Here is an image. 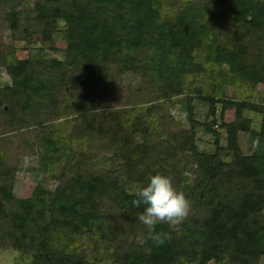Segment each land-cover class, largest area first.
Masks as SVG:
<instances>
[{"label":"trees","instance_id":"16d2710c","mask_svg":"<svg viewBox=\"0 0 264 264\" xmlns=\"http://www.w3.org/2000/svg\"><path fill=\"white\" fill-rule=\"evenodd\" d=\"M212 1L225 5L234 26L221 33L210 30L209 25L215 27L216 21L206 18L202 6L182 7L166 20L158 0H51L36 4L39 13L27 19L30 30L24 31L31 34L38 27L34 22L43 19L41 34L51 41L53 33L63 28L68 43L66 60H54L52 65L63 70L59 83L69 68L76 72L68 76L71 88L84 84L80 107L104 88L101 84L108 74L147 73L153 81L157 78L168 101L184 93L187 74H203L207 67L212 83L219 79L237 86L245 81L255 88L264 76V0ZM8 18L12 29L20 27L17 11ZM202 18L207 21L200 22ZM196 43L200 44L198 50L189 52ZM1 61L14 81H22L0 88L1 112L12 111L21 98L27 110L35 98L40 101L39 110L45 108L41 103L45 97L48 103L54 102L56 82L50 86L39 82L31 60L5 57ZM212 88L215 95L196 92L210 103L214 115L219 103L224 109L235 107L236 119L224 126L227 147L216 140L214 151L201 152L195 143L197 123L191 105L182 102L193 125L189 137H179V149L182 160L186 155L187 160L192 159L193 179L184 171L189 161L177 165L174 147L165 153L147 129L139 147L143 146L142 156L126 159L121 173L114 169L107 175L76 173L54 192L39 186L31 199L17 200L0 192V242L9 243L22 258H28V264H264V102L223 100L222 87L213 83ZM3 100L8 102L3 104ZM155 108L134 107L131 112L151 115ZM246 112L263 115L260 131L252 129ZM206 129L212 132L210 127ZM240 133L249 136V154L241 148ZM44 142L47 168L68 160L70 154L63 156L54 140ZM113 145L115 153L138 150L128 137L118 138ZM147 155L152 165L144 163ZM158 171L171 176L174 186L190 200L187 222L174 226L161 222L150 229L139 221L143 206L134 203L136 192ZM11 178L0 172V181ZM93 180L101 183V189L94 188ZM130 184L136 186L133 192L127 188ZM111 202L115 211L104 207ZM119 234L127 238L121 239L124 248L113 249ZM137 234L143 235L142 241L134 239ZM157 235L163 243L156 242ZM88 248L92 257L86 255Z\"/></svg>","mask_w":264,"mask_h":264},{"label":"rangeland","instance_id":"374dc122","mask_svg":"<svg viewBox=\"0 0 264 264\" xmlns=\"http://www.w3.org/2000/svg\"><path fill=\"white\" fill-rule=\"evenodd\" d=\"M49 1L51 0H0V88L22 84L21 80L14 81L8 75L1 61L5 57L13 61L31 60L32 72H35V78L39 82H44L47 86L55 82L57 84L56 89L52 90L54 102L48 103L47 97L42 99L44 109H38L40 101L35 98L27 110L23 107L25 102L21 98L18 105L9 113L0 111V172L2 177H12V180L0 181L2 193L11 194L17 200L31 199L35 197L39 186L54 192L76 173L84 176L107 175L112 169L121 173L126 159L142 156L140 149L143 146L139 147L144 143V135H147L144 130L147 129L155 144L162 145L166 149L165 153L172 151L174 147L173 155L177 156L175 162L177 165L181 161L185 162L188 155L186 159H181L179 137H189L193 124L189 120L188 113L182 109V102L191 105L197 123L195 143L199 150L214 151L216 140L220 141L222 147H227L228 134L224 126L235 121L236 108L224 109V105L219 103L215 107L214 115L210 103L201 100L199 93L196 92V90L201 91L202 95L206 96L215 95L213 83L222 87L223 100L264 102V76L255 83V88L247 85L245 81L237 86L221 83L219 79L212 83L207 67V72L203 74L199 71L187 74L183 79L184 93L173 101L165 100L159 81L157 78L153 81L147 73L138 75L128 72L124 76L108 74L106 81L101 84L104 88L98 89V93L91 98L90 103L80 107L84 84L78 83L71 88L72 83L68 75L73 72L70 68L63 83H59L58 79L61 78L63 70L52 65L54 60L59 62L66 60L68 43L63 28L60 27L53 33L51 41L44 39L41 34L45 24L43 19L34 22L35 24L38 22V27L35 29L37 31L31 30V34L24 31L30 30L29 20L34 19L39 13L36 4ZM158 1L163 18L166 20L172 19L173 14L182 7L192 5L206 8V18L216 21L215 27L209 25L210 30L214 32L221 33L235 25L230 16H227L225 5H215L212 0ZM13 10L18 12V18L21 20L17 29H12L8 18ZM206 18H202L200 22L205 21ZM199 46V43L193 44L188 51L195 52ZM249 56L252 55L249 53ZM75 74L76 72L72 76ZM7 102L3 100V104ZM152 106L156 108L151 115L147 112H131L134 107L146 109ZM245 116L251 120L252 129L261 130L262 114L246 112ZM206 126L210 127L212 132L207 130ZM122 137L131 138L138 150L132 153L127 150L117 151L118 155H116L114 151L116 146L113 144ZM50 138L62 150L63 156L70 155L67 161L52 163L47 168L49 159L43 160L46 151L44 141ZM239 139L243 152L249 154L251 144L248 134L240 133ZM144 158H146L145 164L152 165L153 162L151 158L148 159V155ZM191 160H187L189 163L184 171L189 172L190 178L193 179L195 167ZM93 186L97 190L101 189V183L96 180ZM127 188L131 192L136 190V186L131 184ZM104 207L115 211L113 202ZM190 217L189 211L180 223L187 222ZM118 237L112 248L121 250L124 248L121 239L124 241L127 238L125 234H119ZM134 239L142 241L143 235L137 234ZM84 244L89 243L85 241ZM85 251L86 255L93 256L92 249L88 248ZM0 264H28V258H22L9 243L0 242Z\"/></svg>","mask_w":264,"mask_h":264},{"label":"clouds","instance_id":"9594fccd","mask_svg":"<svg viewBox=\"0 0 264 264\" xmlns=\"http://www.w3.org/2000/svg\"><path fill=\"white\" fill-rule=\"evenodd\" d=\"M134 203L143 206L138 215L141 223L150 229L156 224L167 222L174 226L181 222L190 211V200L183 191L178 190L171 176L156 172L149 177L148 183L136 192ZM156 242L163 243L159 235Z\"/></svg>","mask_w":264,"mask_h":264}]
</instances>
